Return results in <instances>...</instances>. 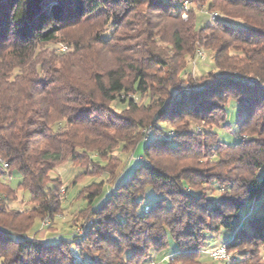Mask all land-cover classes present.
<instances>
[{
    "label": "trees",
    "instance_id": "1",
    "mask_svg": "<svg viewBox=\"0 0 264 264\" xmlns=\"http://www.w3.org/2000/svg\"><path fill=\"white\" fill-rule=\"evenodd\" d=\"M183 2L0 0L2 264H147L169 237L177 251L168 264H221L207 250L208 235L222 231L231 232L222 245L238 253L232 264H260L264 0H208L219 17L201 28L193 8L182 17ZM201 48L212 69L195 77L189 64ZM233 101L239 141L228 145L216 129L227 128ZM142 141L143 155L119 169L113 153ZM65 161L107 176L86 187V230L31 236L37 219L64 209L63 182L51 173ZM14 169L28 212L8 205Z\"/></svg>",
    "mask_w": 264,
    "mask_h": 264
},
{
    "label": "rangeland",
    "instance_id": "2",
    "mask_svg": "<svg viewBox=\"0 0 264 264\" xmlns=\"http://www.w3.org/2000/svg\"><path fill=\"white\" fill-rule=\"evenodd\" d=\"M186 1V0H184ZM192 1V0H191ZM208 0L204 3H198L197 1H192L191 9L193 8L196 12V23L197 27L201 28L207 24L213 23L210 20L209 15L204 11L208 10ZM236 25V24H235ZM237 26V25H236ZM166 47V46H163ZM67 47L65 45H61V50H65ZM204 57L203 58H195L189 64V70L194 73L195 77L206 76L209 71L212 69V53L208 49H203ZM196 62V63H195ZM147 101V100H146ZM240 118L238 116V105L236 102H230L227 106V128L221 127L217 128L216 131L219 134V138L222 142L228 145H234L239 141L238 138V124ZM203 130V124L199 123L196 125V131L201 132ZM145 142L142 141L135 152H123L121 149L116 150L113 155L115 156V161H120L122 165L130 163L136 156L143 155V149L145 147ZM139 162L133 161L132 164L128 167L126 172V177L132 172L133 168L137 166ZM87 171V169L77 166L70 161H65L61 165H59L52 173L51 176L53 178H60L63 182L62 187L66 189L65 193H61L63 210L58 212L52 218L45 217L44 219L36 220V229L38 233L32 234L31 236H37L42 240H51L60 236L67 235L71 231H75L77 228L82 227V225H87L89 220L88 214L89 211L84 213H80L85 208L88 207V199L86 197L87 190L86 187L92 182H99L100 180L107 179L106 175H98L97 177H93L89 174H83ZM99 174V173H96ZM83 175V176H82ZM21 181V176L19 172L14 169L12 170V178L9 180L10 185L16 190L13 198L8 199V205L10 209H15L19 211L28 212L30 208H32V204L29 202L30 200V192L19 188V183ZM112 188V185L106 184L104 187V194H107ZM61 190V189H60ZM214 191H209L210 194H215ZM157 199V195L154 193L152 188H147L146 202L153 204ZM99 203V202H98ZM97 203V205H98ZM48 219L47 224L45 221ZM87 223V224H86ZM209 237V248L213 245H222L231 237V232L222 231L218 235H208ZM177 251V245L173 238L169 237L167 241V247L158 252H154L152 256V260H149L147 264H168L169 260H165V258H172L173 253ZM237 252L233 253L234 256H238ZM260 264H264V247L261 248L260 251ZM202 259L206 262H211L208 255L203 254ZM234 260L232 259L228 264H232ZM0 264H2V258L0 257Z\"/></svg>",
    "mask_w": 264,
    "mask_h": 264
},
{
    "label": "built area",
    "instance_id": "3",
    "mask_svg": "<svg viewBox=\"0 0 264 264\" xmlns=\"http://www.w3.org/2000/svg\"><path fill=\"white\" fill-rule=\"evenodd\" d=\"M191 5H192V1L191 0H186L183 2V9L184 12L182 14V17L184 19L188 18V12L191 10ZM206 14L209 15V18L211 21H215L218 17H219V13L217 11L214 10H205L204 11ZM204 57V51L202 49H199L197 51V59L199 58H203ZM151 132V128H149L146 132V136H145V140L148 138V135ZM142 159V158H139ZM0 166L3 168H8L9 164L2 158L0 157ZM60 192L63 194L65 193V188L62 187ZM146 210H148V208H146ZM48 219L45 221V223L47 224ZM86 230L85 225H82V227L77 228L74 232L76 234H83ZM207 253L209 254V256L216 262L218 263H228L233 259L232 254L228 251L227 247L225 245H220L217 247H211L207 250ZM165 260H168V258H165Z\"/></svg>",
    "mask_w": 264,
    "mask_h": 264
}]
</instances>
